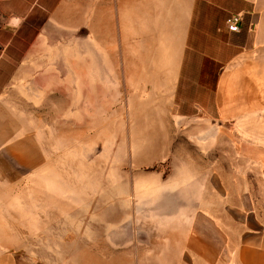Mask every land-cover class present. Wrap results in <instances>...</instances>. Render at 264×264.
I'll return each instance as SVG.
<instances>
[{"label": "crops", "instance_id": "obj_1", "mask_svg": "<svg viewBox=\"0 0 264 264\" xmlns=\"http://www.w3.org/2000/svg\"><path fill=\"white\" fill-rule=\"evenodd\" d=\"M72 41L77 68L55 48ZM99 102L125 108L131 174L95 221L157 226L159 264H264V0H0V264L70 250L86 213L46 141ZM104 247L80 243L77 264L146 262L92 259Z\"/></svg>", "mask_w": 264, "mask_h": 264}, {"label": "rangeland", "instance_id": "obj_2", "mask_svg": "<svg viewBox=\"0 0 264 264\" xmlns=\"http://www.w3.org/2000/svg\"><path fill=\"white\" fill-rule=\"evenodd\" d=\"M29 42V38L24 39V41H18V57L28 49ZM55 48L58 52L70 54V66L76 68L79 66V45L77 42L72 41L63 46L56 45ZM87 62V68L94 66V61ZM90 110L93 111L94 114L92 115L95 116L92 117L95 118H88V120L94 119L95 122H88L86 125H81V127L78 123H71V125H65L64 130L62 125H55L61 128L60 131L49 135L46 141L48 147L55 153V156H52L53 163L65 164L66 167H70V181H68V171L63 172L61 170L56 171V173L51 172L52 179L56 177L63 180L65 178L64 190L68 193L70 192L69 196L72 204L75 206L79 203L82 204L86 219H71L72 235L70 236L69 251L40 252L39 258L44 261L49 260V264H57L62 259L70 264H77L76 261L79 260L77 248L80 243L91 245L102 241L105 245L104 250L97 253L91 252L92 259L106 260L115 256V258L123 261L134 259L146 261L144 264H159L161 259H166V256L165 253L159 251L157 226L152 227L153 229L147 226L143 230L140 225L137 226L136 224L133 227L132 224L127 227V222L125 221L118 228L111 229L109 219L95 221L93 218V213L97 209L96 206L99 209L109 211L105 207L111 201L109 187L111 180L127 179V175L131 174V172L128 171V166L126 165L128 157L126 156L125 148L121 146L122 137L126 134L125 108L123 104L120 103L118 108L115 107L110 110V107L106 106L105 102L104 104L99 102L98 107H92ZM24 120L26 121L27 119L24 118ZM24 147H28L26 141H24ZM164 166L165 164H159L145 167L142 168V171H157L164 169ZM42 188H44V192L47 191V187L44 186ZM62 191L63 189H61L60 195H62ZM25 194L30 196V188L25 190ZM146 222L151 224L150 220H146ZM78 225L82 227L80 236L73 235V231L76 230ZM111 234L119 242V246L115 245V251L113 252H111L110 247L115 241L112 240ZM57 246L55 245L56 248ZM116 247H118V251ZM95 254L97 255L94 257Z\"/></svg>", "mask_w": 264, "mask_h": 264}, {"label": "built area", "instance_id": "obj_3", "mask_svg": "<svg viewBox=\"0 0 264 264\" xmlns=\"http://www.w3.org/2000/svg\"><path fill=\"white\" fill-rule=\"evenodd\" d=\"M242 21L241 15H231L227 19V26L228 29L232 32H239L240 31V23Z\"/></svg>", "mask_w": 264, "mask_h": 264}]
</instances>
